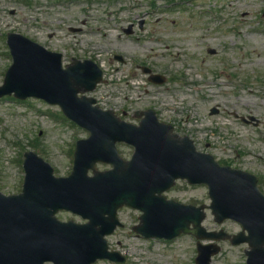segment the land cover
Wrapping results in <instances>:
<instances>
[{"label":"rangeland","instance_id":"374dc122","mask_svg":"<svg viewBox=\"0 0 264 264\" xmlns=\"http://www.w3.org/2000/svg\"><path fill=\"white\" fill-rule=\"evenodd\" d=\"M9 33L61 54L64 65L73 58L94 61L103 81L88 95L99 107L133 123L136 112L153 110L198 151L257 176L264 193V0H0V86L11 65ZM143 67L166 82L150 83ZM212 108L217 114L210 113ZM242 116L259 124H246ZM87 136L57 107L0 98V191L20 190L27 150L43 157L55 176H67L75 142ZM118 151L123 158L132 154L125 145ZM166 196L209 204L205 187L184 182ZM118 216L124 226L107 240L111 250L127 258L125 264H195L192 236L144 240L131 231L139 212L124 208ZM58 218L80 222L66 213ZM203 225L230 234L240 230L232 221L217 225L209 212ZM220 246L211 264H245V245Z\"/></svg>","mask_w":264,"mask_h":264},{"label":"water","instance_id":"95a60500","mask_svg":"<svg viewBox=\"0 0 264 264\" xmlns=\"http://www.w3.org/2000/svg\"><path fill=\"white\" fill-rule=\"evenodd\" d=\"M7 43L13 64L5 74L0 97L13 93L21 100L36 97L57 104L90 137L76 143L73 170L67 178H54L41 158L32 152L24 154L21 193L0 194V264L123 262L108 252L104 240L119 225L116 211L123 206L143 213L133 230L145 238L172 239L181 233L215 241L228 238L234 245L248 244L246 264H264V196L256 178L221 167L210 155L196 152L188 138L172 135L171 126L159 124L150 111L134 127L110 111L93 107V99L78 98V93L93 91L101 80L102 72L93 62L74 60L63 69L60 54L20 35L9 34ZM150 80L163 82L153 76ZM117 142L135 148L131 161L118 157ZM97 162L110 164L112 170L97 172ZM176 179L206 184L215 222L233 219L248 235L241 232L230 238L222 231L206 232L200 225L205 218L203 206L166 201L161 193ZM63 210L88 222H60L55 214ZM218 252L216 245L198 244L196 264H209Z\"/></svg>","mask_w":264,"mask_h":264}]
</instances>
